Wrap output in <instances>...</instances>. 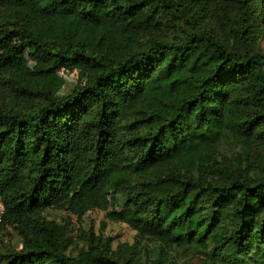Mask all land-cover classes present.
Here are the masks:
<instances>
[{
  "label": "trees",
  "instance_id": "trees-1",
  "mask_svg": "<svg viewBox=\"0 0 264 264\" xmlns=\"http://www.w3.org/2000/svg\"><path fill=\"white\" fill-rule=\"evenodd\" d=\"M169 16L177 41L156 35ZM262 38L264 0H0V231L20 236L0 264H174L175 248L264 264ZM75 65L85 83L57 98ZM109 203L151 248L118 260L91 238L71 256L35 217Z\"/></svg>",
  "mask_w": 264,
  "mask_h": 264
},
{
  "label": "rangeland",
  "instance_id": "rangeland-1",
  "mask_svg": "<svg viewBox=\"0 0 264 264\" xmlns=\"http://www.w3.org/2000/svg\"><path fill=\"white\" fill-rule=\"evenodd\" d=\"M208 12L213 9L214 13H218L219 9L212 5ZM262 15V11L259 12ZM263 26V25H262ZM186 30L183 24H173L172 17L165 23V26L156 33L158 38L166 41H177L184 36ZM261 48L264 49V39L262 38ZM26 64L31 67L32 62L27 60ZM58 79L57 85L54 87V94L57 98H63L71 89L75 86H82L87 78L82 66H71L68 68L58 69L55 72ZM11 89L5 85L0 87V105L7 103L10 100ZM254 162L256 164H264V151L256 150L252 153ZM112 208L111 203L105 210H92L84 213L81 219L68 214L66 211L58 208L47 209L38 213L35 217L40 220L52 221L55 226L59 228V233L63 239V242L69 241L70 245L66 246L65 253L71 256H77L81 251H87L91 238L108 239L111 251L113 252V258L118 260L127 259L129 252L126 251L125 246L137 244L138 248L145 242L138 241L136 239V233L127 224L122 222L112 221L106 218L105 214ZM146 245V244H145ZM144 245V246H145ZM152 243H147L145 249L151 248ZM20 247V236L17 230L12 227H5L0 231V251H5L10 248ZM143 250L139 252L140 261ZM169 259L174 264H211L209 259L201 253H195L193 251L182 250L175 248L168 251ZM150 257V256H149Z\"/></svg>",
  "mask_w": 264,
  "mask_h": 264
},
{
  "label": "built area",
  "instance_id": "built-area-1",
  "mask_svg": "<svg viewBox=\"0 0 264 264\" xmlns=\"http://www.w3.org/2000/svg\"><path fill=\"white\" fill-rule=\"evenodd\" d=\"M3 210H4V208H3L2 202L0 200V221H1V218H2Z\"/></svg>",
  "mask_w": 264,
  "mask_h": 264
}]
</instances>
